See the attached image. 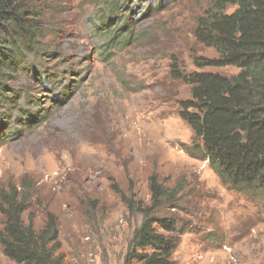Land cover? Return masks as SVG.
I'll return each mask as SVG.
<instances>
[{"label":"rangeland","instance_id":"1","mask_svg":"<svg viewBox=\"0 0 264 264\" xmlns=\"http://www.w3.org/2000/svg\"><path fill=\"white\" fill-rule=\"evenodd\" d=\"M105 1L25 0L42 31L38 52L7 73L5 94L17 102L0 103V131L14 133L0 146V192L25 194L23 219L36 229L56 215L66 264H123L141 215L122 194L150 204L156 174L179 193L177 208L162 210L176 223L175 264H264V199L189 155L193 132L178 115L190 90L172 65L238 72L193 63L217 57L193 35L207 0H124L115 14ZM0 264L16 263L0 250Z\"/></svg>","mask_w":264,"mask_h":264},{"label":"trees","instance_id":"2","mask_svg":"<svg viewBox=\"0 0 264 264\" xmlns=\"http://www.w3.org/2000/svg\"><path fill=\"white\" fill-rule=\"evenodd\" d=\"M24 4L25 0H0V103L10 106L17 101L5 94L7 73L18 72L28 53L38 52L36 39L42 31L36 19L28 18L35 10H25ZM105 5L109 14H115L125 2L107 0ZM228 7L234 9L228 13ZM193 35L217 54L212 59L194 58L197 68L234 66L238 72L179 73L171 66L173 78L190 90L188 98L178 101V115L193 132L188 153L207 160L231 189L248 199L263 200L264 0H207ZM13 134L0 131V146ZM148 188L150 204L122 194L128 211L141 215L123 264H175L172 253L177 239L170 233L177 231L176 223L174 217L162 215V210L167 206L176 209L179 193L176 187H164L156 174L149 176ZM28 208L24 193L16 189L0 192L3 255L16 264H66L56 215L46 213L43 226L36 229L32 216L27 223L23 219Z\"/></svg>","mask_w":264,"mask_h":264}]
</instances>
